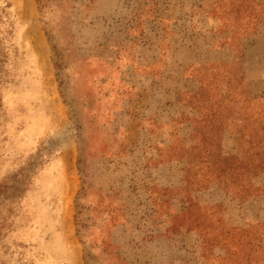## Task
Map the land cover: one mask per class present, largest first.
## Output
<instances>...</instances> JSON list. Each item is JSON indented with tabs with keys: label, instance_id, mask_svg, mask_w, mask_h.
Wrapping results in <instances>:
<instances>
[{
	"label": "rangeland",
	"instance_id": "obj_1",
	"mask_svg": "<svg viewBox=\"0 0 264 264\" xmlns=\"http://www.w3.org/2000/svg\"><path fill=\"white\" fill-rule=\"evenodd\" d=\"M233 2L0 0V264H264V101L204 158L178 99ZM240 43L264 99V26Z\"/></svg>",
	"mask_w": 264,
	"mask_h": 264
},
{
	"label": "trees",
	"instance_id": "obj_2",
	"mask_svg": "<svg viewBox=\"0 0 264 264\" xmlns=\"http://www.w3.org/2000/svg\"><path fill=\"white\" fill-rule=\"evenodd\" d=\"M36 2L39 10L43 11L50 0ZM233 8L223 13L213 32L217 38L213 47H227L231 60L225 63H194L184 66L181 71L183 78L196 85L195 90L178 93L179 101L196 112V117L191 120L193 133L187 136L188 149L204 158L220 156L221 135L215 127L231 119L238 122V153L242 157V153L248 151L246 143L254 141L253 136H245L247 125L260 122L263 118L260 115L252 118L253 109L260 106L264 99L250 100L247 96L240 42L264 26V0H234ZM263 127L264 124H261L260 129ZM257 139L255 146L249 148L251 152L261 148L264 151V136Z\"/></svg>",
	"mask_w": 264,
	"mask_h": 264
}]
</instances>
